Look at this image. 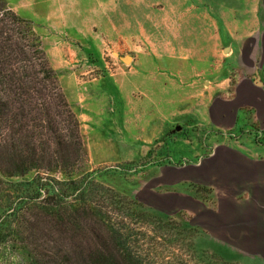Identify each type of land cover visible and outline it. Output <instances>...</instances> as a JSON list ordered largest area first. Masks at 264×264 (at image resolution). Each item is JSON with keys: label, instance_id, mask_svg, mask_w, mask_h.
<instances>
[{"label": "rangeland", "instance_id": "rangeland-1", "mask_svg": "<svg viewBox=\"0 0 264 264\" xmlns=\"http://www.w3.org/2000/svg\"><path fill=\"white\" fill-rule=\"evenodd\" d=\"M0 2L30 22L78 120L77 173L192 228L202 264H264V0ZM28 234L0 264H26L22 248L74 260L76 241Z\"/></svg>", "mask_w": 264, "mask_h": 264}, {"label": "trees", "instance_id": "trees-1", "mask_svg": "<svg viewBox=\"0 0 264 264\" xmlns=\"http://www.w3.org/2000/svg\"><path fill=\"white\" fill-rule=\"evenodd\" d=\"M85 156L78 120L30 22L0 2V176L12 193L0 204V254L29 233L45 234L47 250L76 241L71 264H202L192 228L77 173ZM22 249L26 264H36ZM56 251L48 263L66 264L67 249Z\"/></svg>", "mask_w": 264, "mask_h": 264}, {"label": "crops", "instance_id": "crops-1", "mask_svg": "<svg viewBox=\"0 0 264 264\" xmlns=\"http://www.w3.org/2000/svg\"><path fill=\"white\" fill-rule=\"evenodd\" d=\"M212 39H213L214 44H217V39H218L217 36L214 35ZM231 213L232 212L230 210L221 209L219 214H223V216H220V220L223 222H231L233 220ZM240 213H243V212H240ZM243 219H245V217H243Z\"/></svg>", "mask_w": 264, "mask_h": 264}, {"label": "water", "instance_id": "water-1", "mask_svg": "<svg viewBox=\"0 0 264 264\" xmlns=\"http://www.w3.org/2000/svg\"><path fill=\"white\" fill-rule=\"evenodd\" d=\"M123 61L126 63V62H128V61H129V58H128V57H126V58H124V59H123Z\"/></svg>", "mask_w": 264, "mask_h": 264}]
</instances>
